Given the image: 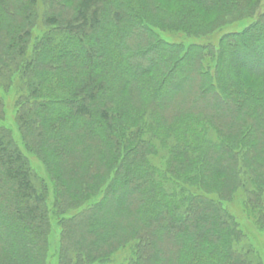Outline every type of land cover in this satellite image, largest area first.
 I'll return each instance as SVG.
<instances>
[{
	"label": "trees",
	"instance_id": "trees-1",
	"mask_svg": "<svg viewBox=\"0 0 264 264\" xmlns=\"http://www.w3.org/2000/svg\"><path fill=\"white\" fill-rule=\"evenodd\" d=\"M261 8L0 0V89H19L21 138L50 182L4 123L0 92V264H110L126 246L127 264H263L223 203L243 188L264 220ZM254 16L217 46L157 31L201 36Z\"/></svg>",
	"mask_w": 264,
	"mask_h": 264
},
{
	"label": "rangeland",
	"instance_id": "rangeland-1",
	"mask_svg": "<svg viewBox=\"0 0 264 264\" xmlns=\"http://www.w3.org/2000/svg\"><path fill=\"white\" fill-rule=\"evenodd\" d=\"M166 7L173 8V6L168 3H164ZM264 8H261V11ZM43 5L41 1H39V11L42 12ZM256 16L245 18L243 20L234 21L231 24L223 26L214 32L201 35V36H191L187 35L184 32L172 31V30H161L157 29L159 35L165 40L173 43H181L185 46L189 44H212L217 46L221 36L227 32L242 30L252 21H254ZM46 30L45 26H43L42 19L40 18L38 25L34 27L32 31L33 40L35 37H39ZM32 45L29 48L31 51ZM146 58L150 57V55L145 56ZM261 62L259 65H262ZM187 73H182V76H186ZM121 77H125V74H121ZM180 77H175L172 80V83H175L179 80ZM1 95L3 96L5 102V121L4 123L13 130L14 137L18 141L19 145L22 147L25 154L28 156L29 161L37 172L39 177L45 178V180L50 184L49 179L47 178V171L38 157L29 152L25 147L21 138V134L19 131V127L16 122V113L17 106L16 101L19 97V89L9 88L7 90L0 89ZM164 161L163 156L153 157V162L157 165H162ZM54 183V182H53ZM52 184V182H51ZM53 191V190H52ZM246 192L245 189H239L230 200L223 201L226 208L234 215L237 222H239L241 228L245 233V239L243 241L244 249L249 250V255L254 260H260L264 264V220L258 221L257 214L248 209L245 204ZM2 229L10 230L9 226H3ZM133 246L121 247L110 257V264H127L132 257Z\"/></svg>",
	"mask_w": 264,
	"mask_h": 264
}]
</instances>
